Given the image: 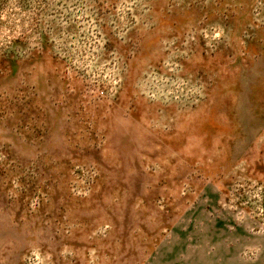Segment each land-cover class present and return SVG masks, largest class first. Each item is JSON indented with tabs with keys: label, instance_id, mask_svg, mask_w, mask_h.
Listing matches in <instances>:
<instances>
[{
	"label": "rangeland",
	"instance_id": "374dc122",
	"mask_svg": "<svg viewBox=\"0 0 264 264\" xmlns=\"http://www.w3.org/2000/svg\"><path fill=\"white\" fill-rule=\"evenodd\" d=\"M0 264H264V0H0Z\"/></svg>",
	"mask_w": 264,
	"mask_h": 264
}]
</instances>
